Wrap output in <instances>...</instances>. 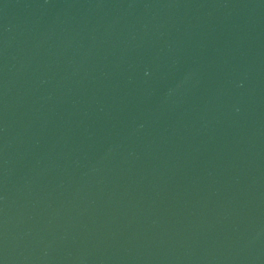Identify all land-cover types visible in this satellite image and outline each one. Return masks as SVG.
<instances>
[{
    "label": "water",
    "instance_id": "95a60500",
    "mask_svg": "<svg viewBox=\"0 0 264 264\" xmlns=\"http://www.w3.org/2000/svg\"><path fill=\"white\" fill-rule=\"evenodd\" d=\"M0 264H264V0H0Z\"/></svg>",
    "mask_w": 264,
    "mask_h": 264
}]
</instances>
